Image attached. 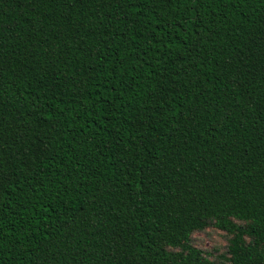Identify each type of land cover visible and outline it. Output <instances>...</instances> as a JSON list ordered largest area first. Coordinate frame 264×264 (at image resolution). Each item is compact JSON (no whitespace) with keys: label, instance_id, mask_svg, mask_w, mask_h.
I'll list each match as a JSON object with an SVG mask.
<instances>
[{"label":"trees","instance_id":"16d2710c","mask_svg":"<svg viewBox=\"0 0 264 264\" xmlns=\"http://www.w3.org/2000/svg\"><path fill=\"white\" fill-rule=\"evenodd\" d=\"M0 264H264V0H0Z\"/></svg>","mask_w":264,"mask_h":264},{"label":"rangeland","instance_id":"374dc122","mask_svg":"<svg viewBox=\"0 0 264 264\" xmlns=\"http://www.w3.org/2000/svg\"><path fill=\"white\" fill-rule=\"evenodd\" d=\"M192 240L198 248L211 253L215 257L222 253L225 245L224 235L215 229H206L202 233H194Z\"/></svg>","mask_w":264,"mask_h":264}]
</instances>
